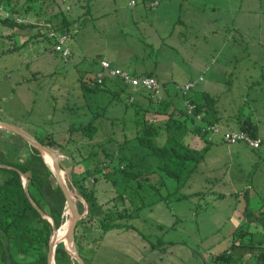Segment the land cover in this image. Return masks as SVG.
<instances>
[{
  "label": "rangeland",
  "instance_id": "1",
  "mask_svg": "<svg viewBox=\"0 0 264 264\" xmlns=\"http://www.w3.org/2000/svg\"><path fill=\"white\" fill-rule=\"evenodd\" d=\"M154 1L160 4L153 5ZM212 4L209 0H0L5 11L13 13L16 6L14 14L33 22L11 26L2 22L4 17L0 13V121L42 139L53 133L51 144L57 141L64 144L70 138L73 124L76 128L92 118L86 103L94 101L90 104L92 112L104 110L106 114L95 121L99 132L89 138L76 130L73 133L76 142L69 145L70 149H55L64 164L65 178L71 183L73 169L80 179V173L105 159V152L111 153L118 164L117 150L127 136L135 135L136 109L131 102L149 93L130 87L134 94L122 92L114 97L108 88H103L88 99L83 93L82 79L94 85L96 73L101 70L98 58L104 53L98 54L104 50L106 58L130 70L125 58L129 56L127 47L133 43L142 47V59L158 65L156 75L173 92L176 84L193 81L197 86L192 94L202 101L203 93L210 90L221 112L225 116L232 113L227 121L221 119L218 123L221 127L229 129L225 124L235 127L236 123H229V119L237 122L249 114L251 119L255 116L261 119L259 129L264 137V77L254 84L250 76L245 79L244 75H237L235 86H229L230 78L223 74V69L229 66L222 44L230 33L228 24L233 25L218 8L211 9ZM27 6L31 8L19 10ZM59 11L76 19L67 33L72 50L68 60L60 53H51L54 38L43 25L45 20L51 24L61 22ZM261 23L264 25V17L244 19L247 29H242L241 35L246 39L261 37L250 30ZM254 48L253 42L248 43L239 56L246 58L248 65L254 59ZM90 55L93 57L88 58ZM261 68L264 67H257ZM200 76L203 81H199ZM176 99L181 105V98ZM186 123L189 127L193 125L189 119ZM213 137L209 147L201 136L189 137L190 144L203 151L204 159L188 183L179 189L176 180L163 178L166 186L161 188L162 194L177 190L169 203L147 205L139 216L122 221L132 223L134 228H113L103 233L97 224L93 226L95 235L103 234L92 243L94 263L222 264L217 256L232 244L236 230L242 225L252 232L264 233V222L253 221L244 214L247 203L243 195L254 183L249 208L264 211V143L260 149H253L242 142L229 145L222 132ZM73 146L81 150L86 160L74 163ZM81 154L76 149L75 156L81 159ZM7 175L0 170V182ZM96 183L101 202L116 195L111 182L103 177ZM71 189L77 203L83 205L82 214L86 215L88 204L77 187ZM94 234H90V240ZM261 234L254 238L246 235L245 240L253 238L256 242ZM169 241L175 243L169 245ZM245 257L251 262L256 259L251 253Z\"/></svg>",
  "mask_w": 264,
  "mask_h": 264
},
{
  "label": "trees",
  "instance_id": "2",
  "mask_svg": "<svg viewBox=\"0 0 264 264\" xmlns=\"http://www.w3.org/2000/svg\"><path fill=\"white\" fill-rule=\"evenodd\" d=\"M30 8V6L21 7L19 10ZM16 9L17 7L14 6L11 16L1 19L4 24L17 26L32 23L17 21L16 15L19 16V14H14ZM59 13L62 19L61 23L51 24L52 27L51 25L48 26V32L52 28L60 31L57 32L67 35L68 43L69 35L67 33L71 31V24L76 19L67 18L61 11ZM147 74L153 75L151 72ZM163 84L164 93L159 99L154 98L151 94H144L142 99L138 98L131 102L136 109L135 135L133 137L127 136L117 150L118 164L114 163L111 153L105 152V159L94 164L84 173H80V179L78 178L79 174H76L72 169V180L68 185L70 188L72 186L77 187L88 204V213L78 221L75 229L77 249L85 264H99L94 263L95 258L91 254L92 243L103 235L94 234L93 226L95 224L103 229V233L113 228H134L132 223L122 221L139 216L140 210L147 205L161 201L169 203L171 196L177 193V190L168 191L167 194L160 192L161 188L166 186L164 177L176 180L179 189L188 183L193 172L204 159L203 151L192 146L188 141L189 137L192 135L201 136L207 141L208 147L212 143L211 140L207 139L206 133L202 131L201 122L186 113L182 94L173 92L169 85ZM103 88H108L114 97H119L122 92H127L129 96L134 94L130 87L119 78L106 75L103 83H99L95 77L94 85H90L82 79L83 93L88 99ZM176 97L181 98V105L177 103ZM202 97V101H197L193 95L191 96L192 101L197 105V112L203 114L204 121L214 124L220 123L222 116L217 99L207 92H204ZM93 102L86 103L92 113V118L76 128L73 124L70 130V138L66 139L64 144L58 141L55 145L51 144L49 139L55 136L53 133H49L44 139L36 137L54 150L59 148L70 149L69 145L72 146L76 142L73 139V133L76 130L89 138H93L99 132V127L95 121L106 116L104 110L92 112L90 104ZM149 115L154 117H149ZM188 119L193 124L191 127L186 123ZM239 122L240 130L248 132L254 138L259 137L258 124L254 120L243 118ZM261 139L263 144L264 138ZM73 147L75 149L74 151L71 149L73 153L71 156L75 159L74 163L86 160L85 155L81 154V150L76 146ZM76 149L79 150L81 159L79 156H75ZM0 163L14 167H0V170H4L8 174L0 182V264H48L50 240L54 233V227L50 220L40 213L38 208L51 216L55 221L56 228H60L68 219V207L64 192L41 152L20 135L2 128H0ZM61 163L64 168L62 160ZM21 172L29 180V195L25 190V181ZM102 177L111 182L116 192V195L105 203L99 200L96 189V182ZM90 180L93 183H90ZM255 186L253 183L243 192L247 203L244 214L248 219L264 222L262 208L257 212L249 208L251 203L250 189L255 192ZM151 196L152 198L149 200ZM224 196L220 195L221 198ZM78 207L83 213L81 202H78ZM244 225L236 230V238L232 244L221 255L217 256L220 263L264 264V233L261 234L257 230L252 232L249 228H244ZM92 233L95 237L90 240ZM257 234L261 235L255 242L253 238ZM246 235H251L253 238H250V241L245 240ZM174 243L173 241L168 242L169 245ZM155 247L156 244L154 243L153 249ZM248 253L256 257L255 261L251 262L245 257ZM54 254L55 264H79L78 260L67 251L63 241L58 243Z\"/></svg>",
  "mask_w": 264,
  "mask_h": 264
},
{
  "label": "crops",
  "instance_id": "3",
  "mask_svg": "<svg viewBox=\"0 0 264 264\" xmlns=\"http://www.w3.org/2000/svg\"><path fill=\"white\" fill-rule=\"evenodd\" d=\"M209 1L213 2L212 6H214V7H212L211 9L216 10V8H218L221 12H223V17L225 19L230 20V24L232 23V25H233V26H229V24H228L227 27H228V31L230 33L226 37V39H224L223 44H222V49L226 52V56H227L226 62L229 66L228 68L223 69V74L230 78L229 79V83H230L229 86L230 87L235 86L237 75H244L245 79L248 76H250L251 77L250 81L255 84V81H257L261 77H264V68H261L260 70L257 69V67H264V25L262 23L260 26L254 25L250 29V30L254 31V33H256V36H261V37H252V38L246 39L241 35V30L243 29L245 31L247 29L243 25L244 19H255V18L264 17V0H222L221 2H220V0H209ZM51 15H53V13ZM58 15H60V13ZM53 16H57V15H53ZM81 17H82V15H80V18ZM218 17H213L211 19H217ZM83 18H85V16H83ZM80 22H81V19L79 20V24H80ZM6 31H9V30L6 29ZM7 34H9V33H7ZM250 42H253V46H255V48L253 49V51H255V54H254V59L250 60L249 61L250 65H248L246 58H241L239 56L241 55L242 51L243 52L245 51V49L248 47V43H250ZM141 49H142V47H138L137 45H133V43L129 44V47H127V50H128L127 55H129V56H127L125 58V60H127V65L130 68V71H132L134 73H138V74H145V73L151 72V73H153V75H155L160 80V78L156 75V71L158 70V65H153L148 60L142 59L141 57H143V55H142ZM102 53H104V55L102 57L98 58L99 63H100V60L107 59V60L111 61L114 65H116L112 61V59L106 58L105 50H104V52L101 51L98 55H102ZM130 55H132L133 58H131ZM95 56H97V55H95ZM91 57H93V56L90 55L88 58H91ZM116 66H118V65H116ZM248 66H250V68H248ZM119 67L123 68V66H119ZM251 67H255V68L252 69ZM201 77L202 76H200L199 78H201ZM203 80L204 79L199 80V81H203ZM162 83H166V82H162ZM196 86H197V84H196ZM229 89H231V88H229ZM205 92L209 93L210 95H213L210 90H206ZM190 95L191 96L193 95L192 91H191ZM249 97L250 96H248L247 98L244 97V100L247 101V99H249ZM219 109H220V107H219ZM220 113H221L222 119L225 121H227L228 115H230V117L232 115L231 112H230L231 114L227 112L228 114H227V116H225L226 114L224 115L221 112V110H220ZM245 118H250L249 114H246ZM252 120H254L258 124L259 137L264 138L261 135V133H260L261 131L259 129L261 119L255 116L254 118H252ZM228 121H229V123H234L233 125H235V123H236L235 127H237V129L240 128V124H239L240 122H238L239 120H237V122H236L235 119L232 120V118H231ZM225 125L230 127V128L233 127V126H229L228 124H225ZM235 127L231 128V129H235ZM211 141L212 142L214 141V137L211 139ZM236 144H238V143H236ZM236 144H232L231 146H234ZM245 146H247V145H245Z\"/></svg>",
  "mask_w": 264,
  "mask_h": 264
},
{
  "label": "built area",
  "instance_id": "4",
  "mask_svg": "<svg viewBox=\"0 0 264 264\" xmlns=\"http://www.w3.org/2000/svg\"><path fill=\"white\" fill-rule=\"evenodd\" d=\"M133 1L131 4H134ZM153 5H158V1H154ZM0 13L3 14V17L11 16L10 11H5V8L0 6ZM16 20L19 22H29L28 19L25 20L16 15ZM32 22V21H31ZM33 23V22H32ZM43 25L47 27L51 25L46 21H43ZM52 27V25H51ZM50 37H53L55 42L53 44V50L51 53H60L63 58L66 60L72 54V50L70 46L67 44V35L58 33L55 29H51L48 32ZM101 70L96 73V77L99 83H103V79L106 75L112 78H119L125 83L128 87H131L135 90H143L151 94L153 97H161L164 93V84L160 82L158 78L152 75L146 74H137L130 70L121 68L119 66L114 65L111 61L107 59L100 60ZM203 78L201 77L200 80ZM195 87V82L188 81L184 85L176 84L174 89L176 92L182 94L184 98V107L186 113L190 116L196 118L197 121L201 122V129L208 136L207 139L211 140L213 138V134H217L222 132L223 140L226 141L229 145L236 144L242 142L248 145L251 148H259L262 145V139L260 137L254 138L248 132L240 129H224L219 124L209 123L204 121L203 114L197 112V105L191 99V91ZM154 120V119H152Z\"/></svg>",
  "mask_w": 264,
  "mask_h": 264
},
{
  "label": "water",
  "instance_id": "5",
  "mask_svg": "<svg viewBox=\"0 0 264 264\" xmlns=\"http://www.w3.org/2000/svg\"><path fill=\"white\" fill-rule=\"evenodd\" d=\"M0 128L4 129L6 131H11L15 134L20 135L30 145L34 146L35 148H37L41 152L42 156L44 157L45 162L51 167L52 171L54 172L56 179L58 181V184L61 187V189L64 192V195L66 197V202H67V207H68V211H67L68 212V219L60 228H56L54 219L51 216L47 215L43 210L38 208L36 206V204L33 202L34 205L39 209L40 213L44 217L48 218L54 227V233H53L51 240H50L48 264H55V254L54 253H55V250H56L58 243L62 242V241L64 242L67 251L72 255V257L77 259L79 264H85L84 259L80 256V254L78 252L76 241H75L76 225H77L78 221L84 215L80 212L79 207H78V203L75 199L73 191L70 188V186L68 185V182H67L65 175H64V169L62 167V164H61V161H60V158H59L57 152L54 149L50 148L49 146L43 144L35 135H33L32 133L28 132L27 130H25L21 127H18L15 125H10V124H7V123L0 121ZM44 153H47L51 156V158L53 160V165H50L48 163ZM0 167L14 168L12 166H9V165L3 164V163H0ZM21 175L25 181L24 182L25 190H26L27 194L29 195V191H28L29 180L24 173L21 172ZM67 224H68L67 240L58 239V236H57L58 231L63 229V227H65Z\"/></svg>",
  "mask_w": 264,
  "mask_h": 264
},
{
  "label": "bare ground",
  "instance_id": "6",
  "mask_svg": "<svg viewBox=\"0 0 264 264\" xmlns=\"http://www.w3.org/2000/svg\"><path fill=\"white\" fill-rule=\"evenodd\" d=\"M44 154H45V157H46V160L48 161V163L50 165H53V160H52L51 156L49 154H47V153H44ZM67 229H68V224L65 227H63V229L58 231V233H57L58 239L67 240V235H68L67 234Z\"/></svg>",
  "mask_w": 264,
  "mask_h": 264
}]
</instances>
